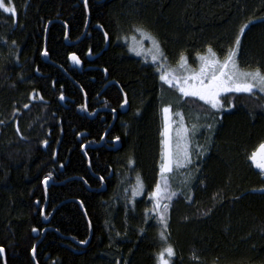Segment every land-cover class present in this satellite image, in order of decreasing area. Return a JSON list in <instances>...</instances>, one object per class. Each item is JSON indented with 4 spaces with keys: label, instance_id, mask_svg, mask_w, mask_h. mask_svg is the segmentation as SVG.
<instances>
[{
    "label": "trees",
    "instance_id": "1",
    "mask_svg": "<svg viewBox=\"0 0 264 264\" xmlns=\"http://www.w3.org/2000/svg\"><path fill=\"white\" fill-rule=\"evenodd\" d=\"M11 2L14 16L0 10V264H157L169 245V264H264V171L249 160L264 142L263 96L223 93L210 109L163 84L126 40L143 28L174 63L208 47L223 56L239 36L237 62L264 72V0ZM164 105L218 118L192 200L166 231L148 199Z\"/></svg>",
    "mask_w": 264,
    "mask_h": 264
},
{
    "label": "snow or ice",
    "instance_id": "2",
    "mask_svg": "<svg viewBox=\"0 0 264 264\" xmlns=\"http://www.w3.org/2000/svg\"><path fill=\"white\" fill-rule=\"evenodd\" d=\"M0 10L5 13L16 14V9L11 6V0H0ZM248 25H244L240 32L243 34L245 28ZM135 32L139 33L141 39L150 40L153 44V49L155 54L152 56L153 63H156L158 59L166 61L163 50L160 48L159 42L154 36L146 32L143 28L137 27L134 29ZM135 40V37H133ZM240 38H236L234 46L230 48L223 61L221 62L217 56V53L211 48H207L205 54H196V59L200 62V68L198 72L192 71L188 66L187 57L181 54L178 64L182 72H187L186 75H177L176 70H168L164 63L157 65V71L159 73V79L163 84L168 85L169 88H175L179 94L184 98H198V100L203 101L205 105L210 106V109L219 111L223 108L221 102V95L223 93H247L252 94L254 90H258L264 93V73L259 69L255 71H244L241 70L237 62V54L240 48ZM135 50V49H132ZM151 51V50H150ZM137 55L141 52L137 51ZM47 55V52H44ZM71 59L75 63H80L79 58L73 54ZM107 71V70H105ZM61 100L64 99L63 95L60 97ZM124 103H127L125 98ZM28 107V105H25ZM165 120V129L162 133L165 136V140L162 143L165 145V151L162 153V162L160 165V176L161 180L155 186L154 191L150 194V199L154 200L155 208L162 209L159 213L160 221L163 223L166 219V213L168 210V204H161L160 201L163 199L171 200V197L175 195L174 192L170 191V179L174 178L169 174L179 173V170L186 168L192 164V151H191V134H194L197 130V124L194 123L189 129L185 125V117L182 112H176L175 115L179 117L180 126L176 130V144L175 148L170 143L169 137V125L171 123V112L172 108L170 105L164 106L162 108ZM209 117L205 116L204 119ZM197 121L201 119L199 115L195 117ZM210 131L213 128L212 124L205 125ZM119 138L117 137V140ZM46 143V142H45ZM197 149H201L200 145H197ZM205 150L199 151V155H203ZM249 160L253 165L264 171V143L259 145L258 149L255 150L250 156ZM131 163V161H130ZM48 178L46 177L44 183L47 184ZM186 183L187 180L185 179ZM143 192V184L137 178V185L133 189L132 195L135 197L138 193ZM207 214V213H205ZM166 227V225H165ZM37 229L33 228V232ZM161 238L166 239L164 233H161ZM81 243H87V241H82ZM35 246L32 249L33 257L35 258ZM4 249L0 247V253H3ZM175 255L174 249L169 245L166 247L157 257L158 264H169V259H165V256L171 258Z\"/></svg>",
    "mask_w": 264,
    "mask_h": 264
},
{
    "label": "rangeland",
    "instance_id": "3",
    "mask_svg": "<svg viewBox=\"0 0 264 264\" xmlns=\"http://www.w3.org/2000/svg\"><path fill=\"white\" fill-rule=\"evenodd\" d=\"M6 4H7V2H6ZM11 6H13L12 2H11ZM133 37H135V40L133 39ZM126 40L128 42V51L131 54H133L134 56H137L144 61H148V62L156 65V67L158 64L164 63L168 70L175 69L177 75L188 74L187 72H182L180 70V67L178 64L179 59L176 60L174 63L170 62L168 59H166V61L158 59L156 63H153L152 56L155 54V51L153 49V44L150 40H147V39L142 40L139 33L135 32V33L129 35V37ZM160 48H161V46H160ZM132 49H135V50H132ZM137 51H140L141 54L137 55L136 54ZM206 52H207V50H203L200 54H205ZM226 53L223 56H221L220 54L217 53V56L221 62L223 61ZM164 56H165V54H164ZM185 56L187 57L189 68L192 71L198 72L199 68H200V62L196 59V54L193 57L187 56V55H185ZM238 66L241 70H244V71H255L256 70V69H245V68L241 67L239 63H238ZM259 70L262 73H264L261 69H259ZM254 91L260 93L264 98V93H261L258 90H254ZM179 96H181V95L179 94ZM220 99H221V97H220ZM176 103L180 105L179 99H178V102H176ZM164 106H168V105H164ZM178 111L182 112L184 114L185 125L189 129H191L192 124L196 123L197 124V130L194 134L190 133L192 164L187 166L186 168L179 170V173L169 174L170 176L174 177V178L170 179V191L174 192L175 195H173L171 197V200L163 199L160 201L161 204H168L169 205L167 213H166V219L163 223L160 221V217H159V213H160V211H162V209H156L155 208L156 202L149 198L150 194L154 191L156 185L154 186L152 192H150L148 194V199L153 204V212H155V214L158 218V221L160 223L161 229L163 231H166L168 229L170 215H171L173 209H175V206L178 204V202L183 201L185 204H189L192 200L193 185H194L193 183L196 180L195 178H196V174L198 171V165L200 164L201 160L203 159L204 155L206 154V152L209 148L210 138H211L213 130L215 129V127L217 125V119H218L217 117L212 116V115L199 114L198 112H192L190 110L184 111V109L182 107H177L175 109L172 108V112L170 114L171 115V123L169 125V137H170V143L173 146V148H175V144H176V130L180 126L179 117H177L175 115V113ZM197 115H199L201 117V119L199 121H197L195 119V117ZM205 116H207L209 118L204 119ZM162 124H163L162 125V133H163L164 129H165V120H164V113L163 112H162ZM207 124L213 125V128L211 131L205 126ZM164 140H165V136L162 135V141H164ZM197 145H200L201 149H197ZM201 150H205L203 155H199V151H201ZM164 151H165V145L162 143V153ZM162 153H161V161L159 164V173H158L157 183L160 182V180H161L160 165L162 162ZM185 179L187 180L186 183L184 182ZM137 195H139V193ZM165 225H166V227H165ZM165 259H168L167 256H165ZM157 264H158V260H157Z\"/></svg>",
    "mask_w": 264,
    "mask_h": 264
},
{
    "label": "water",
    "instance_id": "4",
    "mask_svg": "<svg viewBox=\"0 0 264 264\" xmlns=\"http://www.w3.org/2000/svg\"><path fill=\"white\" fill-rule=\"evenodd\" d=\"M84 2H86V0H84ZM99 28H100V27H99ZM65 39L67 40V35L65 36ZM78 41H79V39L76 40V41H74L73 43H76V42H78ZM44 52H45V50H44L43 53H42V57H43L44 60H47V55H44ZM73 54H75V53L72 52V53H70L69 56H68L69 63H70V65H71L72 67H75L77 70H81L82 67H83V65H82V61L80 60V58L78 57V55L75 54V55L79 58V61H80V63H78V64L75 63V62L71 59V56H72ZM110 83H112V81H108V82L105 84L104 88H105L107 85H109ZM121 93H122V96H123V101L121 102V104H120L118 110H119V112L124 113V112L127 110V108H128V101H127L126 104L124 103L125 98H126V95H125V93H124L122 90H121ZM60 97H61V95L59 96L58 100H59L60 103H63L64 100H65L66 98H65V96H63L64 99L61 100ZM126 99H127V98H126ZM84 110H85L86 113H88V112L86 111L87 109H86V107H85V104H84ZM115 114H116V113H114V117H115ZM90 117H93V114L90 115ZM105 134H106V133H105ZM105 134L103 135V137L101 138V140H100L99 143H97V144H92V145H88L87 147H89V146H99V145H102V143H103V141H104V138H105ZM112 143H113V146H112L111 148L115 149V148L119 147V141H118L117 139L112 140ZM84 150H85V145L82 146V151H84ZM49 181H51V180L48 179L47 184H45L44 181H43V185L45 186V188H46V186L48 185ZM45 188H44V189H45ZM45 191H46V189H45ZM48 219H49V217L45 218V222H47ZM44 231H45V230L42 231V235H43ZM0 254H1L2 257L4 258V252H3V253H0ZM31 255H32V258H34V257H33V254H32V250H31Z\"/></svg>",
    "mask_w": 264,
    "mask_h": 264
},
{
    "label": "bare ground",
    "instance_id": "5",
    "mask_svg": "<svg viewBox=\"0 0 264 264\" xmlns=\"http://www.w3.org/2000/svg\"><path fill=\"white\" fill-rule=\"evenodd\" d=\"M50 182H51V181H49V183H50ZM49 183H48V185H49ZM48 185H47V186H48ZM34 246H36V243H35V245H34Z\"/></svg>",
    "mask_w": 264,
    "mask_h": 264
}]
</instances>
